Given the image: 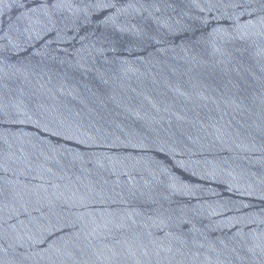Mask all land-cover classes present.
<instances>
[{
  "label": "water",
  "instance_id": "obj_1",
  "mask_svg": "<svg viewBox=\"0 0 264 264\" xmlns=\"http://www.w3.org/2000/svg\"><path fill=\"white\" fill-rule=\"evenodd\" d=\"M0 264H264V0H0Z\"/></svg>",
  "mask_w": 264,
  "mask_h": 264
}]
</instances>
